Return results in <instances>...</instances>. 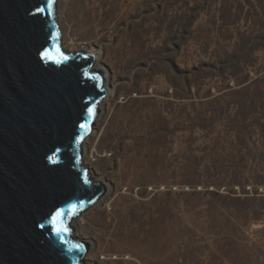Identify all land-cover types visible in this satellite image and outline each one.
<instances>
[{
  "label": "rangeland",
  "instance_id": "rangeland-1",
  "mask_svg": "<svg viewBox=\"0 0 264 264\" xmlns=\"http://www.w3.org/2000/svg\"><path fill=\"white\" fill-rule=\"evenodd\" d=\"M57 19L107 91L80 152L106 192L69 224L84 264H264V0H58Z\"/></svg>",
  "mask_w": 264,
  "mask_h": 264
},
{
  "label": "water",
  "instance_id": "water-1",
  "mask_svg": "<svg viewBox=\"0 0 264 264\" xmlns=\"http://www.w3.org/2000/svg\"><path fill=\"white\" fill-rule=\"evenodd\" d=\"M57 5L0 0V264H84L69 224L106 192L80 154L104 79L63 48Z\"/></svg>",
  "mask_w": 264,
  "mask_h": 264
},
{
  "label": "bare ground",
  "instance_id": "bare-ground-1",
  "mask_svg": "<svg viewBox=\"0 0 264 264\" xmlns=\"http://www.w3.org/2000/svg\"><path fill=\"white\" fill-rule=\"evenodd\" d=\"M69 12L71 13V8H69ZM65 14L66 15H68V12L66 13V8H65V10H64V12H63V16H65ZM79 14V17H80V19H81V22H85L86 21V19H87V16H88V10H83L82 11V13L80 14V13H78ZM74 16H75V14H74ZM71 20L73 19L72 18V16H71V18H70ZM120 51V61H123L124 59H123V57L124 56H122L123 54H124V52H123V50H119ZM109 201H111L110 200V198L108 197L107 198ZM117 199H119L118 197H117ZM117 211H118V208H117V200H112L111 201V203H110V209L109 210H107V211H105V212H102L101 214H100V216H105V215H108L110 218H111V225H112V222H114L115 221V219H116V213H117ZM128 215V212L123 216V217H125V216H127ZM132 219H133V214H131V216H130ZM101 219V218H100ZM161 220L162 219H160V218H158L157 216H155V217H153V218H151L150 220L148 219V220H142V226H144L143 228L146 230V236L147 237H149V236H151V235H153V233L155 234L156 233V231H155V229L157 228L156 226H157V224L160 222L161 223ZM101 224V223H100ZM100 224H98L99 226H100ZM150 224H152V225H154L155 227L154 228H151V229H146L147 227H148V225L150 226ZM124 225V224H123ZM118 226L119 227H121L120 226V223H118ZM124 243H126V245L127 246H129V244H130V237L129 236H126L125 237V239H124Z\"/></svg>",
  "mask_w": 264,
  "mask_h": 264
},
{
  "label": "snow or ice",
  "instance_id": "snow-or-ice-1",
  "mask_svg": "<svg viewBox=\"0 0 264 264\" xmlns=\"http://www.w3.org/2000/svg\"><path fill=\"white\" fill-rule=\"evenodd\" d=\"M52 2L54 3V0H52ZM49 9L52 7L51 4L48 5ZM41 11H43V9H41ZM59 235V232L57 233Z\"/></svg>",
  "mask_w": 264,
  "mask_h": 264
}]
</instances>
